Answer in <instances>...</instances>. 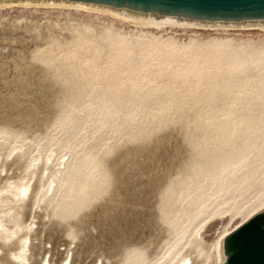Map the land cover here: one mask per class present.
<instances>
[{
  "label": "rangeland",
  "instance_id": "1",
  "mask_svg": "<svg viewBox=\"0 0 264 264\" xmlns=\"http://www.w3.org/2000/svg\"><path fill=\"white\" fill-rule=\"evenodd\" d=\"M49 155L70 170L31 184L30 264H216L264 203V30L0 9V190Z\"/></svg>",
  "mask_w": 264,
  "mask_h": 264
},
{
  "label": "bare ground",
  "instance_id": "2",
  "mask_svg": "<svg viewBox=\"0 0 264 264\" xmlns=\"http://www.w3.org/2000/svg\"><path fill=\"white\" fill-rule=\"evenodd\" d=\"M9 7H63V8H75L81 11H89L102 14H110L116 16L122 21H127L130 24L139 26H145L150 28H165V27H181V28H193L196 30H215V31H228V30H264V20H246V21H207L188 18L181 15H172L167 13L157 12H145V11H134L128 8H117L114 6L83 3V2H72L69 0H0V9ZM219 39V38H218ZM214 42V41H213ZM259 44V43H257ZM219 45V44H218ZM217 45V46H218ZM222 45V44H221ZM225 44H223L224 46ZM228 43L226 44V46ZM230 46V45H229ZM225 47V46H224ZM220 48V47H219ZM14 149V148H13ZM19 149V148H18ZM12 152V151H11ZM24 155V152H23ZM41 157V156H40ZM32 158V157H31ZM52 155L47 156L45 159L33 158L28 161L26 167L23 169V174L20 178L12 183H8V186L1 188L0 190V252H2V245H5L12 241L15 246L14 251L7 254L13 264H30L31 251H30V232L27 231L29 228L22 222V211L25 209V199L29 198L33 186L31 185L34 180L43 178V173L50 171L46 191L49 192L54 186L57 179V174L61 178L64 177L67 171L66 165H63L62 170L59 168L54 171L55 166L62 165V161L55 163L53 168H46V160L49 161ZM61 160V159H60ZM2 171V170H1ZM76 171V169L74 170ZM73 172V171H72ZM52 173V175H51ZM70 173V172H69ZM263 188L261 193H263ZM44 199V198H43ZM40 203V198L37 199ZM240 212V209H238ZM238 212V213H239ZM229 232L219 236L214 245L215 255L216 249V264H226L228 258L233 253L230 247L231 236L243 226L252 222H260L264 226V203L259 209L254 211L247 218L242 220ZM10 225L14 226V229L10 228ZM203 227V226H202ZM205 228V227H204ZM29 230V229H28ZM200 229H197L193 235L192 240L199 239V241H206L205 236ZM187 234V233H186ZM192 237V236H191ZM184 238V237H183ZM205 238V239H204ZM3 253V252H2ZM172 254V253H171ZM169 254V255H171ZM169 257V256H168ZM44 259V258H43ZM44 262V261H43ZM65 260L61 264H65ZM47 264H51L47 261ZM177 264H196L192 261L190 256L182 257Z\"/></svg>",
  "mask_w": 264,
  "mask_h": 264
},
{
  "label": "water",
  "instance_id": "3",
  "mask_svg": "<svg viewBox=\"0 0 264 264\" xmlns=\"http://www.w3.org/2000/svg\"><path fill=\"white\" fill-rule=\"evenodd\" d=\"M167 13L207 21L264 20V0H69ZM233 253L226 264H264V226L252 222L230 238Z\"/></svg>",
  "mask_w": 264,
  "mask_h": 264
}]
</instances>
